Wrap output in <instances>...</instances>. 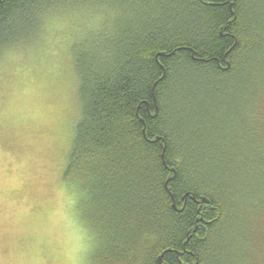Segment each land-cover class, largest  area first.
<instances>
[{"label":"trees","instance_id":"obj_1","mask_svg":"<svg viewBox=\"0 0 264 264\" xmlns=\"http://www.w3.org/2000/svg\"><path fill=\"white\" fill-rule=\"evenodd\" d=\"M90 7L63 178L98 264H264V0H0V50Z\"/></svg>","mask_w":264,"mask_h":264},{"label":"rangeland","instance_id":"obj_2","mask_svg":"<svg viewBox=\"0 0 264 264\" xmlns=\"http://www.w3.org/2000/svg\"><path fill=\"white\" fill-rule=\"evenodd\" d=\"M103 13L50 11L0 50V264H98L88 202L63 174L82 113L72 47Z\"/></svg>","mask_w":264,"mask_h":264},{"label":"water","instance_id":"obj_3","mask_svg":"<svg viewBox=\"0 0 264 264\" xmlns=\"http://www.w3.org/2000/svg\"><path fill=\"white\" fill-rule=\"evenodd\" d=\"M230 6H232V4H230ZM158 54H161V55H163L164 54V52H159ZM144 132H145V129H144ZM157 138H159V137H157ZM164 150H165V146L163 147V153H164ZM162 156H163V154H162ZM171 170L173 171V172H175V169L174 168H171ZM172 178V176H169V178L167 179V181H166V185H168V182H169V180ZM172 195V194H171ZM172 197H173V195H172ZM186 197V195L184 196V198ZM191 197L194 199L195 197H194V195H191ZM200 201L202 202V203H206V204H208L210 201H209V199L207 198V197H205V196H203V197H201V199H200ZM173 206L174 207H176V205H175V203L173 202ZM201 219V218H200ZM198 225H196V227H195V229L194 230H197L198 229ZM188 239H189V237H188ZM187 242V241H186ZM185 242V243H186ZM169 250H171V249H167V251H169ZM178 254H181V251H176ZM158 260H159V262L160 263H162V254L161 255H159V257H158Z\"/></svg>","mask_w":264,"mask_h":264}]
</instances>
